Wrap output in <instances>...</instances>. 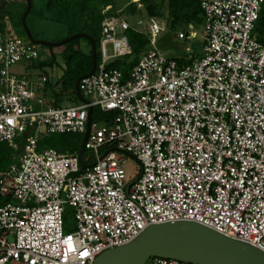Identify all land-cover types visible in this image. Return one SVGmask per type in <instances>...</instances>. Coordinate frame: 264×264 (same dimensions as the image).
Masks as SVG:
<instances>
[{
  "label": "built area",
  "instance_id": "1",
  "mask_svg": "<svg viewBox=\"0 0 264 264\" xmlns=\"http://www.w3.org/2000/svg\"><path fill=\"white\" fill-rule=\"evenodd\" d=\"M202 51L167 57L157 17L129 22L101 10L99 61L78 88L88 102L54 106L44 75L9 68L39 59L10 24L0 33V143L21 155L0 173V264H94L154 224L191 221L264 252V43L254 28L264 0H197ZM142 8L140 0L128 5ZM8 22V20H7ZM148 40L127 76L110 65L131 54L126 33ZM192 25L174 38L192 41ZM43 47V46H40ZM110 47L111 52L108 51ZM44 56H50L45 49ZM179 59V61L177 60ZM113 114L90 124L78 152L37 150L44 137L86 131L88 108ZM140 177L129 188L125 164ZM76 227L63 232L64 206ZM145 264H187L149 258Z\"/></svg>",
  "mask_w": 264,
  "mask_h": 264
},
{
  "label": "trees",
  "instance_id": "2",
  "mask_svg": "<svg viewBox=\"0 0 264 264\" xmlns=\"http://www.w3.org/2000/svg\"><path fill=\"white\" fill-rule=\"evenodd\" d=\"M30 1V11L25 18V24L27 29L28 16L32 15L42 20H49L52 23L65 26L68 30V37L74 34H86L94 40L96 46V62L99 61V55L97 53L99 38H100V24L103 19L101 10L104 7L110 6L111 10L108 15H114L115 10L109 0H44L39 11H36V5L34 0ZM130 2V0H129ZM166 2V28L167 33L164 34L158 41L159 49L164 50L172 42L174 38V32L177 26L192 25L195 30L199 29L203 23V18L198 5L197 0H140V4L144 8L145 14L148 17H161V10ZM37 4V3H36ZM126 13L134 16L137 13L136 5L130 4L125 8ZM26 11V0L22 3L11 2L7 3L5 0H0V33L5 30L4 18H7L11 28L14 32L24 40H27L24 30L22 28V17ZM255 31L261 30V34H264V2L259 13L258 19L255 24ZM30 32V30H29ZM31 34V32H30ZM32 35V34H31ZM128 45L131 50V54L122 60H115L110 65L111 68L121 71L124 76H127L128 71L138 62L139 58L148 49V40L143 35H140L132 30L127 33ZM81 39V38H80ZM80 39H75L65 46L59 53V57L65 63L64 77L61 82L62 91L60 93H52L54 98V106H61L64 102H71L76 99L74 92V85L77 79L87 75L91 68V47L88 40L84 39L89 47L88 53L80 52L76 46V42ZM83 39V38H82ZM33 40H35L33 38ZM260 43L264 41H259ZM36 41V40H35ZM77 47V48H75ZM50 52L52 49L42 47ZM56 56L50 55L46 60L37 62V60L28 62L29 69L41 70L45 67L51 66L55 62ZM179 61V59H177ZM75 67V68H73ZM48 89H52L49 83L45 85V92ZM113 114L102 113L98 108L92 109L91 122L92 123H104L107 119L112 118ZM53 136V135H52ZM68 136L66 134L59 135V138L65 141ZM19 149L13 150L6 143H0V173L4 172L9 166L14 163L22 153L24 136L16 140ZM79 141L72 143V148L69 151H64V148L54 149L59 153H73L79 150ZM51 146V143L42 139L38 142L37 150L41 149H53L47 148ZM64 151V152H62ZM8 198H0V204H4L8 201Z\"/></svg>",
  "mask_w": 264,
  "mask_h": 264
},
{
  "label": "water",
  "instance_id": "3",
  "mask_svg": "<svg viewBox=\"0 0 264 264\" xmlns=\"http://www.w3.org/2000/svg\"><path fill=\"white\" fill-rule=\"evenodd\" d=\"M30 11V1L26 0V11L22 17V28L26 38L33 44L48 49L63 47L75 39H86L91 47V68L87 75H92L96 67V46L94 40L86 34H74L56 43L38 42L33 40L25 24V18ZM82 77L76 80L74 92L79 102L88 104L79 92L78 84ZM92 108H88L86 131L78 150V161L82 169L91 168L92 164H84V144L90 131ZM131 160L136 159L125 154ZM139 175L132 179L128 187L134 184ZM163 258L187 264H264V252L259 249L191 221L165 222L150 225L131 242L100 254L94 264H145L149 258Z\"/></svg>",
  "mask_w": 264,
  "mask_h": 264
},
{
  "label": "rangeland",
  "instance_id": "4",
  "mask_svg": "<svg viewBox=\"0 0 264 264\" xmlns=\"http://www.w3.org/2000/svg\"><path fill=\"white\" fill-rule=\"evenodd\" d=\"M7 3L11 2H17V3H24L25 0H5ZM110 3L113 5L115 11H122V15L125 16L128 21L134 22L137 18H145L146 14L144 11V8L142 7L141 9L137 10V13L132 16L126 13L125 8L127 7L129 0H109ZM135 2L137 0H134ZM35 5H36V11H39L40 7L42 6V2L44 0H34ZM37 3V4H36ZM165 6L166 2H164V6L160 12L161 19L163 22H165L166 19V11H165ZM137 9V8H136ZM5 23L9 24V21L7 22V18H4L3 20ZM27 25L28 28L31 32L32 38H34L38 42H49V43H56L64 40L65 38H68V30L65 28V26L60 25V24H55L50 22L49 20H42L38 19L37 17H33L32 15L28 16L27 19ZM186 27L184 25H179L177 26V29L174 32V35L179 32V31H185ZM197 33V37L192 40V41H179L176 40L175 38L172 39V42L168 45L167 48L164 50L160 49L167 57L171 58H181L184 56L186 53V50H190L192 53L196 55H201L202 51V40H201V32L202 29L201 27L197 30H195ZM167 31L164 33L166 34ZM163 34V35H164ZM255 38H258L259 41H264V34H261V30L255 31L253 33ZM261 43V42H260ZM76 46L79 48L80 52L82 53H88L89 52V47L87 42L84 39H80L76 42ZM75 47V48H77ZM99 47V45H98ZM37 50L39 52V59L37 62H42L43 60H46V57L44 56V51L40 46H37ZM63 50V47H58V48H53L49 54L56 56L55 62L48 67H45L41 70H32L29 69V64L28 62L24 63H18L9 68V73L11 75H15L18 78H24V79H30L32 77H37L44 75L48 79V83L51 86V93L48 92L49 89L47 90V97H52V93H60L62 91V86L61 82L64 77V71H65V63L62 60L61 57H59V53ZM108 51L111 52L110 47H108ZM97 53L99 55V50H97ZM48 58V57H47ZM124 59V58H123ZM122 60V59H118ZM75 68V67H73ZM131 70V69H130ZM129 70V71H130ZM128 71V72H129ZM76 96V95H75ZM79 104V100L76 99L72 100L71 102H68L65 105H77ZM100 124V123H99ZM68 136H71L67 138L65 141L59 138V135H53V136H48L44 137L43 139L45 141H48L51 143V146H48L46 144L47 148H53V149H58L63 147L64 151H69L72 148V143L75 141H79L81 143L83 135L81 134H66ZM42 140V139H41ZM40 140V141H41ZM79 143V146H80ZM62 151V152H64ZM58 152V151H57ZM84 159L88 160L89 163L92 161L93 157L91 156L90 153L85 152L84 153ZM125 170L127 175L129 176V180L134 178L135 175L138 174V167L135 164V162L131 159L128 160V162L125 164ZM63 220H64V228L63 232H73L76 227V221H75V216H74V210L68 206H64V214H63ZM8 264H23L21 262H15V261H9Z\"/></svg>",
  "mask_w": 264,
  "mask_h": 264
},
{
  "label": "crops",
  "instance_id": "5",
  "mask_svg": "<svg viewBox=\"0 0 264 264\" xmlns=\"http://www.w3.org/2000/svg\"><path fill=\"white\" fill-rule=\"evenodd\" d=\"M47 82H48V79H47ZM52 91V90H51ZM51 91H50V89H49V91L48 92H50L51 93ZM46 96H47V90H46ZM50 99L51 98H53V97H49ZM54 99V98H53ZM66 104V102H64L62 105H65ZM11 148V147H10ZM16 162V161H15Z\"/></svg>",
  "mask_w": 264,
  "mask_h": 264
}]
</instances>
